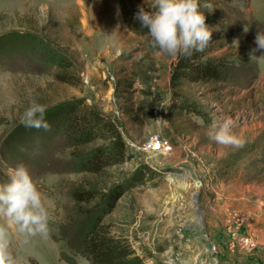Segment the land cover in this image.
<instances>
[{"label":"rangeland","instance_id":"1","mask_svg":"<svg viewBox=\"0 0 264 264\" xmlns=\"http://www.w3.org/2000/svg\"><path fill=\"white\" fill-rule=\"evenodd\" d=\"M199 5L212 30L206 59L226 76L175 84L179 57L157 55L134 18L145 0H0V183L23 164L49 210L47 239L13 236L21 264H95L82 240L94 217L143 264H264V63L249 56L264 0ZM33 99L116 123L125 160L81 171L61 119L20 132ZM224 119L243 147L207 137Z\"/></svg>","mask_w":264,"mask_h":264},{"label":"clouds","instance_id":"2","mask_svg":"<svg viewBox=\"0 0 264 264\" xmlns=\"http://www.w3.org/2000/svg\"><path fill=\"white\" fill-rule=\"evenodd\" d=\"M135 19L147 29L151 45L157 55L166 54L175 59L202 52L210 44L212 30L206 25V17L200 11L199 0H145ZM245 33L248 29L245 27ZM251 60L264 63V30L257 31ZM257 53H261L257 55ZM46 108L34 99L23 112L21 123L26 128L48 129ZM162 120V118L158 119ZM232 120L213 121L206 131L207 137L225 147L241 148L244 141L232 131ZM17 243L27 238L49 237V210L42 193L28 169L19 164L8 171V181L0 183V264H21L14 252L12 238Z\"/></svg>","mask_w":264,"mask_h":264},{"label":"trees","instance_id":"3","mask_svg":"<svg viewBox=\"0 0 264 264\" xmlns=\"http://www.w3.org/2000/svg\"><path fill=\"white\" fill-rule=\"evenodd\" d=\"M208 48H210L209 45L204 51L194 52L191 56H179L173 74L175 84H178L182 80L191 83H208L210 81L224 80L225 73L227 72L225 64L222 61L215 62L212 59H208L209 57L206 59ZM56 58L50 55L51 61L58 62L60 65L63 64L60 59ZM204 58L206 61H203ZM60 79L65 80V77H61ZM197 112L200 114L199 111ZM45 118L48 125L53 118L61 119V125L57 130H61L69 135L73 146L79 149L80 153L76 156L75 164L81 171L95 173L112 165L120 164L125 160L128 147L124 143L116 123L101 118L93 110H81L73 104H65L56 109L46 111ZM20 127L24 128L20 129V132L22 130H24L23 132L37 130L35 128H26L23 124H20L16 129ZM43 133H46V131ZM96 139H104L110 143L90 152L85 150ZM132 184L135 185L137 183L133 182ZM119 192L120 194L122 193V188ZM87 196L96 197L90 193ZM104 199L105 202H108L109 196ZM107 234L103 229L101 219L97 217L92 219L83 234L84 250L88 252V257H91L95 264H143L138 257L134 256L127 242L122 240L117 241Z\"/></svg>","mask_w":264,"mask_h":264},{"label":"built area","instance_id":"4","mask_svg":"<svg viewBox=\"0 0 264 264\" xmlns=\"http://www.w3.org/2000/svg\"><path fill=\"white\" fill-rule=\"evenodd\" d=\"M158 143H160V141H158Z\"/></svg>","mask_w":264,"mask_h":264}]
</instances>
